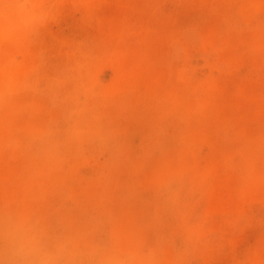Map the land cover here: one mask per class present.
I'll return each instance as SVG.
<instances>
[{
	"label": "rangeland",
	"instance_id": "1",
	"mask_svg": "<svg viewBox=\"0 0 264 264\" xmlns=\"http://www.w3.org/2000/svg\"><path fill=\"white\" fill-rule=\"evenodd\" d=\"M0 264H264V0H0Z\"/></svg>",
	"mask_w": 264,
	"mask_h": 264
}]
</instances>
